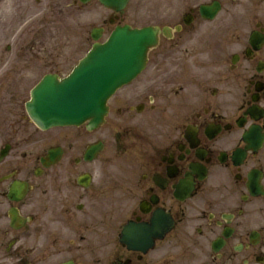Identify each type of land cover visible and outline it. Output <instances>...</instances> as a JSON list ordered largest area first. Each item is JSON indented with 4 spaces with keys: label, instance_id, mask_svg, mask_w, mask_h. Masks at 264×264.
Segmentation results:
<instances>
[{
    "label": "flooded vegetation",
    "instance_id": "flooded-vegetation-1",
    "mask_svg": "<svg viewBox=\"0 0 264 264\" xmlns=\"http://www.w3.org/2000/svg\"><path fill=\"white\" fill-rule=\"evenodd\" d=\"M127 14L105 10L102 37L129 24L158 43L97 129L28 116V75L70 66L61 23L51 48L42 17L0 52V264H264V0Z\"/></svg>",
    "mask_w": 264,
    "mask_h": 264
},
{
    "label": "water",
    "instance_id": "water-1",
    "mask_svg": "<svg viewBox=\"0 0 264 264\" xmlns=\"http://www.w3.org/2000/svg\"><path fill=\"white\" fill-rule=\"evenodd\" d=\"M86 3L89 0H81ZM122 11L129 0H99ZM157 41L151 29L117 28L105 44H96L65 80L47 76L32 92L28 113L41 129L80 126L90 120L100 125L108 99L142 71L147 51Z\"/></svg>",
    "mask_w": 264,
    "mask_h": 264
},
{
    "label": "rangeland",
    "instance_id": "rangeland-1",
    "mask_svg": "<svg viewBox=\"0 0 264 264\" xmlns=\"http://www.w3.org/2000/svg\"><path fill=\"white\" fill-rule=\"evenodd\" d=\"M59 1L60 0H0V52L8 51L9 48L10 50L16 51L17 42L21 35L20 31L28 25H35L40 16H45L47 22L45 21L44 36L46 43L48 40L50 41L48 42L49 44L47 43L50 48L54 46L55 40L54 23H61L65 30L64 33L71 34L70 41H63V46L67 47V54L61 55V57L64 58L72 57L70 59L69 68L61 74L69 73L73 66L89 51L92 44L89 40L90 30L94 26L101 24L100 22L105 13V9L99 5L97 0H94L84 10L68 7L71 1L61 0L64 3H70L66 11L70 10L71 16L69 19L63 20L59 18L56 13L57 7L59 8ZM135 1L133 0L129 5L127 14L129 20L126 21L133 24L139 23V20L133 17L135 12ZM49 7L55 12H48ZM11 30H13V34L16 33V36L8 37ZM28 34H24L22 39L28 40L30 37ZM55 41H57V39ZM41 77V74L28 75L29 93Z\"/></svg>",
    "mask_w": 264,
    "mask_h": 264
}]
</instances>
